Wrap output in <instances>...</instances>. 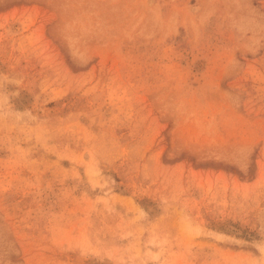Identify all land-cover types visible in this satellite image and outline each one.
<instances>
[{"label": "rangeland", "instance_id": "rangeland-1", "mask_svg": "<svg viewBox=\"0 0 264 264\" xmlns=\"http://www.w3.org/2000/svg\"><path fill=\"white\" fill-rule=\"evenodd\" d=\"M0 264H264V0H0Z\"/></svg>", "mask_w": 264, "mask_h": 264}]
</instances>
